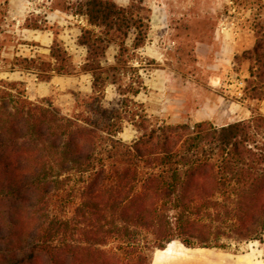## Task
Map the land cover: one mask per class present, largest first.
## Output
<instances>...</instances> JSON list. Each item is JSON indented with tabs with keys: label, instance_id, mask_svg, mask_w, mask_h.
<instances>
[{
	"label": "trees",
	"instance_id": "16d2710c",
	"mask_svg": "<svg viewBox=\"0 0 264 264\" xmlns=\"http://www.w3.org/2000/svg\"><path fill=\"white\" fill-rule=\"evenodd\" d=\"M87 35L95 59L101 39ZM253 52L247 93L262 100L264 52ZM65 55L53 44L50 69L68 72ZM92 77L71 114L0 81V264H151L174 240L264 242V115L148 128L133 114L127 143L117 136L124 100L105 107Z\"/></svg>",
	"mask_w": 264,
	"mask_h": 264
},
{
	"label": "rangeland",
	"instance_id": "374dc122",
	"mask_svg": "<svg viewBox=\"0 0 264 264\" xmlns=\"http://www.w3.org/2000/svg\"><path fill=\"white\" fill-rule=\"evenodd\" d=\"M97 9L101 17L93 23L90 11ZM87 32L101 39L95 59L83 42ZM53 44L65 51L68 72L50 69ZM255 47L264 52V0H0V81L71 114L92 94L96 71L103 105L117 108L124 100L117 136L127 143L137 136L128 120L133 114L148 128L221 126L264 115V99L247 93ZM220 240L227 250L188 248L177 240L166 248L201 249L211 257L189 264H264V242ZM160 253L154 250L151 264Z\"/></svg>",
	"mask_w": 264,
	"mask_h": 264
},
{
	"label": "bare ground",
	"instance_id": "6f19581e",
	"mask_svg": "<svg viewBox=\"0 0 264 264\" xmlns=\"http://www.w3.org/2000/svg\"><path fill=\"white\" fill-rule=\"evenodd\" d=\"M174 245H169V247L164 249V253H160L157 255L156 264H170V260H168L169 253H175L176 251H173ZM182 257L176 264H189V263H203L207 262L211 257L208 253L204 252L203 250L199 249L196 251H179V253ZM161 260V262H160ZM162 260L166 261L167 263H163Z\"/></svg>",
	"mask_w": 264,
	"mask_h": 264
},
{
	"label": "crops",
	"instance_id": "0c3cea01",
	"mask_svg": "<svg viewBox=\"0 0 264 264\" xmlns=\"http://www.w3.org/2000/svg\"><path fill=\"white\" fill-rule=\"evenodd\" d=\"M84 49H82L81 50V53L82 54H84ZM84 61H82V63H83ZM62 76V75H61ZM53 78H55L57 81L58 80H60V79H62V78H60V75H57V76H55V77H53ZM177 250H179V246L178 245H175L174 244V246H173V251H177ZM182 256L180 255V254H178V252H173L172 254L171 253H169V255H168V260H170L171 262H170V264H176V262H178L179 260H180V258H181ZM168 264V263H167Z\"/></svg>",
	"mask_w": 264,
	"mask_h": 264
},
{
	"label": "built area",
	"instance_id": "2783aa9c",
	"mask_svg": "<svg viewBox=\"0 0 264 264\" xmlns=\"http://www.w3.org/2000/svg\"><path fill=\"white\" fill-rule=\"evenodd\" d=\"M240 84H241V82H240Z\"/></svg>",
	"mask_w": 264,
	"mask_h": 264
}]
</instances>
